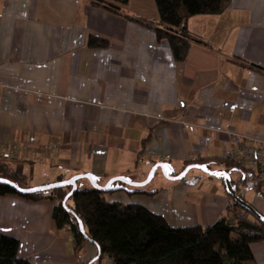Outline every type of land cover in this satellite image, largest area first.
Masks as SVG:
<instances>
[{
  "label": "crops",
  "instance_id": "crops-1",
  "mask_svg": "<svg viewBox=\"0 0 264 264\" xmlns=\"http://www.w3.org/2000/svg\"><path fill=\"white\" fill-rule=\"evenodd\" d=\"M114 5L129 18L89 0H0V142L25 147L23 159L6 162L29 188L79 175L99 186L140 184L157 164L169 177L187 164L225 171L232 136L264 145V0H230L221 15L189 18L187 31L207 47L191 43L183 63L133 20L157 23L154 0ZM90 37L106 47L88 48ZM237 174L241 196L254 189L249 204L262 214L256 175ZM207 179L170 181L156 169L147 186L118 185L104 199L140 206L172 228H209L231 216L232 199ZM57 206L0 196V236L15 239L29 264H89L96 248L75 251L70 230L53 219ZM250 250L264 264V242Z\"/></svg>",
  "mask_w": 264,
  "mask_h": 264
},
{
  "label": "trees",
  "instance_id": "trees-1",
  "mask_svg": "<svg viewBox=\"0 0 264 264\" xmlns=\"http://www.w3.org/2000/svg\"><path fill=\"white\" fill-rule=\"evenodd\" d=\"M89 2L101 10L128 17L121 14L114 5L125 6L128 0H113L114 4L99 0ZM229 2L230 0H154L158 13L157 23L133 20L152 29L157 43L168 44L173 61L183 63L191 43L207 47L203 41L187 31V20L200 15H221ZM87 46L105 48L106 43L90 37ZM6 161L0 160V178L21 188H29L23 185L27 182L20 167L12 168ZM189 165L194 164H187ZM201 166L209 170L208 165ZM226 167L225 172L228 174L230 169L241 174L247 172L238 169L229 161ZM230 184L237 196L245 187L243 179L234 182L230 178ZM257 187L259 197L264 198L262 184L258 183ZM69 191L70 188L19 195L0 185V196L14 195L32 202L57 201L58 206L53 211L57 228L62 230L70 227L76 252L82 251L85 241L93 242L100 254L93 264H98L102 258H106L110 264H255L250 245L264 242V223L257 221L234 201L228 207L231 217H222L212 227L172 228L162 217L153 215L140 206L108 203L104 199L105 193L94 189L77 190L63 208L61 203ZM226 194L230 196L227 191ZM239 197L250 205L242 196ZM74 217L80 221L84 234L76 232ZM18 246L15 239L0 236V264H29L18 258Z\"/></svg>",
  "mask_w": 264,
  "mask_h": 264
},
{
  "label": "water",
  "instance_id": "water-1",
  "mask_svg": "<svg viewBox=\"0 0 264 264\" xmlns=\"http://www.w3.org/2000/svg\"><path fill=\"white\" fill-rule=\"evenodd\" d=\"M156 169H160L163 177L167 180H170V181H180L181 179L184 178V176L187 174V172L192 170V169L200 170L201 172H203L205 175H207L209 177L221 176L223 179V182H224V188L230 194L232 201H234L238 206L242 207L244 210L249 212V214H251L257 221L264 223V217H262L260 214L256 213V211L252 208V206L243 202L241 200V198L235 194L234 187L230 184V174L226 173L225 171H213L212 172V171L208 170L205 166L195 165V164L187 166L178 176H175V177H169L168 176L169 167L167 165L157 164L151 169L146 180L140 184L132 183L130 180H127L124 178H116V179L110 180L105 186H99L96 183L95 177H93L91 175H79V176H74V177H72L66 181H60V182H56L54 184L42 185V186H37V187H32V188H21V187L15 185L14 183H12L11 181L6 180V179H2V178H0V185H4V186L10 188L11 190H13L15 193H17L19 195H31V194H36V193L54 191V190H58V189L70 188L69 193L65 196V198L63 199V201L61 203V206L63 208H65L67 200L77 191L76 184H77L78 180L85 179L90 183V185L92 186V188L94 190H97V191H100L103 193H108V192H115V191H118L120 189H123V187L118 186L117 184H121L123 186H128V187H132V188H143L150 183ZM67 211L71 216H73L69 210H67ZM74 219H75V223L77 224V227L79 228V232L81 234H84V230H83V227H82L80 221H78L75 217H74ZM87 242L94 246L93 242H91L90 240H88ZM96 250H97L96 258L92 262H90L89 264H93L96 261V259L99 257L100 254L98 252V249L96 248Z\"/></svg>",
  "mask_w": 264,
  "mask_h": 264
},
{
  "label": "built area",
  "instance_id": "built-area-1",
  "mask_svg": "<svg viewBox=\"0 0 264 264\" xmlns=\"http://www.w3.org/2000/svg\"><path fill=\"white\" fill-rule=\"evenodd\" d=\"M252 142L253 140L248 137L232 136L233 145L227 153V159L238 169L255 174L257 182L262 184L264 188V145L255 146ZM24 149L25 147L19 144H5L0 142V160L23 159L21 152ZM241 192L239 196H241ZM67 228L70 230L69 226H67ZM76 232H79L77 226ZM75 245L74 241V246ZM106 264H110L109 261H107Z\"/></svg>",
  "mask_w": 264,
  "mask_h": 264
},
{
  "label": "rangeland",
  "instance_id": "rangeland-1",
  "mask_svg": "<svg viewBox=\"0 0 264 264\" xmlns=\"http://www.w3.org/2000/svg\"><path fill=\"white\" fill-rule=\"evenodd\" d=\"M209 168H211V169H214L215 168V166H213V165H210V167ZM224 169L226 170L227 169V167L226 166H224ZM229 169V168H228ZM210 171H212L213 172V170H210ZM230 171V178L232 179V181H234V182H236L235 181V177L238 175L235 171H232L231 169L229 170ZM187 178H191L192 176H201L204 180H209V179H207L208 178V176L207 175H205L203 172H201L200 170H197V169H192V170H190V171H188L187 172V174L185 175ZM184 176V177H185ZM207 176V177H206ZM212 182H219L221 185H222V187L224 188V182H223V179H222V177L221 176H216V177H212ZM77 183L78 184H76V186H77V190L78 191H84V188L82 187V184H89V189L88 190H93V188H92V186L90 185V183L87 181V180H85V179H81V180H78L77 181ZM54 184V183H53ZM24 186L26 185V186H29V183H24L23 184ZM98 185V184H97ZM25 186V187H26ZM264 188H262V190H263ZM245 191H244V193H245V198H244V200L247 202V203H251V201L253 200V196H254V189H244ZM263 193H264V190H263ZM106 194V193H105ZM263 202H264V198H260ZM259 213V212H258ZM261 215H264V212L261 214ZM87 248H89V251L91 252V254H92V252H94L95 253V247L92 245V244H90V243H88L87 241H85L84 243H83V248H82V252H85L86 251V249ZM94 250V251H93ZM98 264H106V259H104V258H102L100 261H99V263Z\"/></svg>",
  "mask_w": 264,
  "mask_h": 264
}]
</instances>
